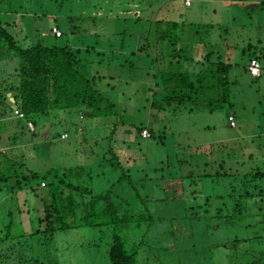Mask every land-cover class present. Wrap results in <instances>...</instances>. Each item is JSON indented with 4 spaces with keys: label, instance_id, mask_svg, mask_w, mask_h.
I'll list each match as a JSON object with an SVG mask.
<instances>
[{
    "label": "rangeland",
    "instance_id": "rangeland-1",
    "mask_svg": "<svg viewBox=\"0 0 264 264\" xmlns=\"http://www.w3.org/2000/svg\"><path fill=\"white\" fill-rule=\"evenodd\" d=\"M225 2L192 0V5H187L185 0H0V16L5 21L15 18L17 26L13 30L19 35L28 34L32 43L45 32L59 43L68 42L73 47L89 44L100 49L103 53H91L104 59L102 64L95 60L94 65L107 76L99 85L106 93H113L118 104L117 114L112 117L67 118L63 114L66 120L61 125L57 117L39 128L30 125L31 131L27 127L17 129L21 130L17 144L8 140L15 128L0 126V169L6 166L7 158L16 162L17 167L21 164L20 172L29 176L52 168L84 165L93 170V176L85 175L83 186L98 192L111 189L115 201H124L125 206L127 202L138 206L141 197L163 220L152 227L144 222V227L137 230L140 233L130 235L132 240H144L147 244L140 252L139 264H264V238L255 237L264 232V209L259 212L256 205L251 206L250 212L254 209L257 217L245 223H225L203 210L200 215L194 191L226 194L227 185L221 187L211 178L200 182L198 169L195 178L182 182L160 179L187 176L193 169L191 160L203 161L207 157L197 158L196 153L212 149L209 159L221 160L234 146L237 148L234 147L233 158L238 157L244 165L233 166V171L238 170L235 174L245 180L247 188L255 182L249 183L250 175H244L254 169L264 171V10L258 6L249 13ZM168 17L185 23L192 21L200 27L197 37L201 41L195 37L184 45L178 44V50L184 46V57H198V52L205 56L215 47L231 63L228 76L233 106L226 104L213 112H163L156 103L160 91L155 80L141 78L143 70L137 71L136 82L130 84L125 95L115 96L109 90V85L117 81L110 80L112 68L120 71V63L109 62H122L124 71L130 65L122 61L126 58L136 65L143 64L139 60L143 52L136 48L138 54L132 55L133 45L139 47L145 42L154 20ZM54 26L64 33L63 38L55 37ZM125 42L128 46L123 47ZM249 43L254 45L252 52ZM250 56L261 58L263 75L256 79L245 70ZM160 58L164 59L163 55ZM197 60L190 64L197 66ZM9 68L13 71L17 66ZM131 75L129 78L125 74L121 81L133 80L134 74ZM120 88H125L123 83L119 91ZM228 111L236 114L235 127L228 121ZM136 125H143L141 134ZM77 126L84 127L85 132L72 131ZM66 129L71 132L62 138ZM223 141L228 145L218 150L216 146ZM113 157V163H109ZM99 164L104 167L98 168ZM230 164L227 161L228 171ZM123 170L129 178H119ZM210 170L216 171V166ZM230 181L234 182L233 178L227 183ZM258 183L264 188V177ZM15 184L14 179L8 185L0 182V237L5 238L0 242V264H110L111 237L98 228L85 226L57 232L52 240L42 235L22 237L24 230L32 232L39 227L35 208L41 207V198L46 194L45 181L34 178L26 183L23 179L10 191L9 185ZM254 192L259 193V188ZM211 203L209 206L206 200V208L213 209L217 204L213 199ZM261 206L264 208V201ZM187 208L189 212L183 216Z\"/></svg>",
    "mask_w": 264,
    "mask_h": 264
},
{
    "label": "trees",
    "instance_id": "trees-1",
    "mask_svg": "<svg viewBox=\"0 0 264 264\" xmlns=\"http://www.w3.org/2000/svg\"><path fill=\"white\" fill-rule=\"evenodd\" d=\"M10 11V13L17 14L16 10ZM7 13L6 15H9ZM3 17L0 16V64L9 66L16 64L17 66L13 71L9 66L0 68V126L1 129H5L6 126L15 128V131L8 136L10 142L17 144L15 142L18 141L22 128L27 127L31 131L30 125L39 128L41 124L53 121V118L57 117L59 124L65 122L66 117L63 114H67V118L81 116L84 119L112 117L117 114L115 111L118 106L116 97L113 93L108 94L103 91L99 85V81L107 76L100 74L99 69L94 66L95 60L102 64L104 59L101 56L96 57V54L91 55L93 51H97L98 54L103 53L100 49L89 44L73 47L68 42L59 43L51 34L43 36L42 32L39 39L32 43L28 34L19 35L13 30L17 26L15 18L12 17L5 21ZM153 24L151 31L149 29L147 31L145 42L139 47L133 45L132 55L138 54L136 48L141 53L143 52L142 57L139 58L143 64L136 65V62H131L126 58L122 61L130 65L125 66L124 71L122 62L115 61V64L109 62L111 65L120 63L117 65L120 71H115V66L112 68L114 74L111 75L110 80L117 81L112 86L109 85V90L115 92V96L125 95L130 89V84L136 82L137 71L143 70L141 78L155 80V85L160 91L156 103L163 112L170 109L176 113L184 109L191 112L197 110L213 112L224 108L226 104L233 106L232 95L229 92L231 82L228 76L231 63L223 60L218 50H212L205 56L198 52V57L187 58L184 57L186 56L184 46L180 50L177 49L178 44L184 45L192 38L195 39L200 32V27L192 21L185 23L184 20H176L172 17L165 20H154ZM55 28L58 29V27L54 26L52 29L55 37L63 38L64 33L61 31L60 35H57ZM197 39L201 41L199 37ZM122 46L128 45L125 42ZM160 55H163L164 59H161ZM202 56L203 59H201ZM253 57L261 59L258 56H250V61ZM196 59H198V65H191V61ZM131 73L134 74V82L129 79V81L127 79L125 82L121 81L125 78V74H129L131 78ZM122 83L125 88H120L121 91H119L118 87H122ZM12 92L15 94L13 95ZM154 94L158 92L155 91ZM11 96L14 100H11ZM228 112L229 116L233 115L230 111ZM136 126L141 134L143 125ZM17 129L21 130L17 132ZM66 130L62 138L71 132ZM78 130L81 133L85 132L84 127L78 128V126L72 131L77 132ZM33 135L36 136V132ZM226 145L228 144L223 141L216 147L219 150ZM234 147L226 156L222 155L221 160L209 159L212 149L208 152L205 150L202 153H196L197 158L207 157L203 161L191 160L189 164L193 166V169L187 176H168L160 179L162 181L180 179L182 182L188 178H195V173L199 170L200 174L197 177H200V182L211 178L218 181L219 186L227 185L228 187L226 194H210L201 189L195 190L194 198L197 199L196 206L200 210V215L204 212L225 223H245L248 219L257 217L254 209L250 212L251 206L256 205L259 212L264 209L261 206L264 201V188H261L258 183V180L264 177V171L254 169L246 173L244 176L250 175L251 178L249 183L255 182L250 184L252 189L250 185L247 188L245 180L235 174L238 170L233 171V166L242 167L244 165L238 157L233 158ZM113 159L114 157L109 160V163H113ZM227 161L231 163L229 171L226 169ZM102 164H99L98 168L102 169L104 167ZM5 165L4 169H0V182L8 185L9 181L14 179L16 184L9 185L10 191L15 190L23 179L26 183H30L34 178L45 181L46 194L41 198V207L35 208L39 227L33 228L32 232L24 230L23 233L21 232L22 237L42 235L52 240L57 232L85 226L98 228L111 237L110 264H139L140 252L147 244L144 240H132L130 235L140 233L137 230L144 227V222L149 225L148 227H152L159 220H163L141 197V203L138 206H130L128 202L125 206L124 201L120 203L115 201L111 189L98 192L83 186V177L93 176V170L87 166L57 167L29 176L20 172L21 164L17 167L16 162L8 158ZM118 165L122 167L121 164L118 163ZM211 166H216V171L210 170ZM119 178H129V176L124 171ZM232 178L234 182L230 181L228 184L227 181ZM258 188L260 192L255 194L254 190ZM185 189L184 186L183 190ZM204 194L207 196L204 197ZM256 197L261 201L260 205L255 201ZM212 199L217 202L216 206L213 209L206 208V200L211 206ZM22 211L25 212L24 209ZM188 212L189 209L185 210L183 216H186ZM11 214L13 217L14 214ZM263 216L261 215L262 219ZM21 225L24 228V222ZM255 237L264 238V232ZM4 240L5 238L0 237V242Z\"/></svg>",
    "mask_w": 264,
    "mask_h": 264
},
{
    "label": "crops",
    "instance_id": "crops-1",
    "mask_svg": "<svg viewBox=\"0 0 264 264\" xmlns=\"http://www.w3.org/2000/svg\"><path fill=\"white\" fill-rule=\"evenodd\" d=\"M185 2H186V0H185ZM228 4V6H230V7H233L234 5H237V6H239V7H243L244 9V11H246V12H249V13H251L252 11H254V10H256L257 9V7L259 6H261V8L264 10V0H226V2H225V4ZM187 5H192V0H191V4H187ZM260 22H259V24H257V26L258 27H260ZM42 34H43V36L45 35V32L43 33L42 32ZM46 35H47V33H46ZM45 35V36H46ZM260 42H262V40H260ZM212 45H215L216 46V43H213ZM230 46H229V48H231L232 47V44H229ZM254 45L253 44H251V43H249L248 44V49H249V51L250 52H252V50H253V47ZM198 49V48H197ZM213 49L214 50H217L215 47H213ZM229 50L230 49H228V52L227 53H229ZM244 52H245V50H244ZM223 57V60H226V61H228V59L227 58H225L224 56H222ZM252 58V57H251ZM250 57H249V59H248V66L245 68V70H246V72L248 73L249 72V62H250V59H251ZM253 58H256V57H253ZM258 59V58H257ZM7 62H9V61H7ZM260 62H261V59H260ZM262 64V63H261ZM261 75L260 76H258V77H261L262 75H263V72L261 71ZM249 74H250V72H249ZM251 75V74H250ZM253 76V75H252ZM258 77H254L253 76V78H258ZM231 114H233L234 116H235V119H236V114L233 112V111H231ZM23 222V221H22Z\"/></svg>",
    "mask_w": 264,
    "mask_h": 264
},
{
    "label": "built area",
    "instance_id": "built-area-1",
    "mask_svg": "<svg viewBox=\"0 0 264 264\" xmlns=\"http://www.w3.org/2000/svg\"><path fill=\"white\" fill-rule=\"evenodd\" d=\"M186 3L187 4H191V0H186ZM55 32L57 33V35H60L61 31L57 28H55ZM249 71L250 73L253 75V76H260L261 75V71H262V64L260 62L259 59L257 58H253L251 61H250V65H249ZM17 113L19 111H16ZM229 122H230V125L232 127H235L236 126V119H235V116L234 115H230L229 116ZM144 136H147V131H144ZM67 136V134H65ZM65 136V137H66Z\"/></svg>",
    "mask_w": 264,
    "mask_h": 264
},
{
    "label": "water",
    "instance_id": "water-1",
    "mask_svg": "<svg viewBox=\"0 0 264 264\" xmlns=\"http://www.w3.org/2000/svg\"><path fill=\"white\" fill-rule=\"evenodd\" d=\"M12 94L14 95V94H15V92H12ZM11 100H14V97H13V96H11Z\"/></svg>",
    "mask_w": 264,
    "mask_h": 264
}]
</instances>
